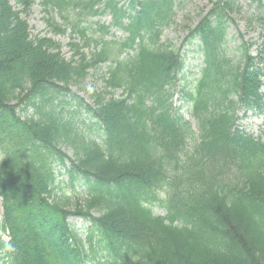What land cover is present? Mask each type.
I'll use <instances>...</instances> for the list:
<instances>
[{
    "label": "trees",
    "instance_id": "1",
    "mask_svg": "<svg viewBox=\"0 0 264 264\" xmlns=\"http://www.w3.org/2000/svg\"><path fill=\"white\" fill-rule=\"evenodd\" d=\"M16 1L0 0V264H264V142L236 127L239 110L264 109V42L257 61L246 43L227 57L240 3L210 0L187 28L206 62L180 91L187 120L170 103L183 58L162 38L182 1L41 0L54 36L70 32V59L32 36L35 0ZM249 1L264 30V0ZM103 65L90 105L70 87ZM72 216L92 224L84 244Z\"/></svg>",
    "mask_w": 264,
    "mask_h": 264
},
{
    "label": "rangeland",
    "instance_id": "2",
    "mask_svg": "<svg viewBox=\"0 0 264 264\" xmlns=\"http://www.w3.org/2000/svg\"><path fill=\"white\" fill-rule=\"evenodd\" d=\"M11 5L14 6L16 10L20 9L19 5L17 4L16 0H10ZM41 0H35V5L31 9V13L27 18L28 24L31 28L32 36H47L54 38L56 42H58L62 46V53L66 57V59H70L72 56V52L69 48L70 43V33L67 32L66 35H60V36H54V31L52 28V25H49V23L45 22V16L46 14L43 11V8L40 5ZM208 8V0H195L193 2L192 6H189L185 12H182L179 16L178 26L172 27L170 30L165 32V37L172 40L175 44H179L185 34V32L182 31L181 26L185 27L188 24H190L192 21L197 22L198 17L197 15L199 13L202 14V11H206ZM205 13V12H203ZM236 16V19L241 24L242 30H244L247 33V30L245 27L250 25L247 24L246 18L248 15L245 11L241 13V15ZM234 16V17H235ZM53 22L56 24H61L60 20L55 17V15H52ZM104 21L109 22V18L105 17L103 18ZM249 38H253L254 41L258 39L257 34H259L261 31L259 28L254 27V29L249 30ZM255 36V37H254ZM232 47L234 46V43H231ZM85 52H88V50H85ZM190 57L187 58V64H189V68H191L194 71H197L198 64L201 62L200 60L192 59L193 55L189 54ZM107 71V65H103L100 69L96 71L90 72L86 80L81 85H73L71 88L74 92H77L80 96L84 97L86 100H90V97L92 96V93L101 92L104 81L103 78L106 76ZM264 91V90H263ZM121 96V92L118 91L116 94V98ZM84 119L85 115H84ZM244 125L247 126L248 131L254 134L257 138H262L264 140V115H255L250 114L249 117H247L243 121ZM72 155V152L69 153ZM62 179V178H61ZM60 179V180H61ZM2 211V205L0 200V212ZM154 213L158 215H164L163 210L160 208H155ZM71 221V220H70ZM77 223V221H73Z\"/></svg>",
    "mask_w": 264,
    "mask_h": 264
}]
</instances>
